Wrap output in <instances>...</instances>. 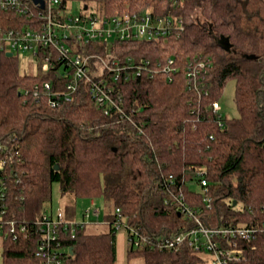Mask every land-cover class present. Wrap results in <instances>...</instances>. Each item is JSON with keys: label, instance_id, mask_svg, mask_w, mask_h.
<instances>
[{"label": "trees", "instance_id": "1", "mask_svg": "<svg viewBox=\"0 0 264 264\" xmlns=\"http://www.w3.org/2000/svg\"><path fill=\"white\" fill-rule=\"evenodd\" d=\"M36 9L20 14L0 8V34L34 29ZM147 10L177 17L183 30L152 42H94L77 49L152 66L174 60L172 81L162 73L109 81L123 98L126 117L114 108L106 115L86 83L71 101L52 108L35 87L50 82L61 90L64 77L43 73L38 60L39 73L24 74L16 53L0 55L2 264H43L36 255L38 222L52 214L46 206L54 183L62 196L102 197L109 208L105 232L88 231L98 225L93 217L60 231L69 264H117V235L126 229L116 226L117 209L143 245L128 247V259L144 264H209L206 250L159 246L196 220L209 229L264 227V0H101L103 18ZM231 81L238 116L230 119L214 104ZM236 245L242 254L230 264H264V232Z\"/></svg>", "mask_w": 264, "mask_h": 264}, {"label": "built area", "instance_id": "2", "mask_svg": "<svg viewBox=\"0 0 264 264\" xmlns=\"http://www.w3.org/2000/svg\"><path fill=\"white\" fill-rule=\"evenodd\" d=\"M39 1L36 3L35 0H0V8H13L20 14H28L29 7L34 6L38 10L39 17L34 29H11L0 34V55L4 52L13 55L17 52H32L36 60L41 62L43 73L54 71L60 78L64 77L61 90L54 91L50 82H43L41 87H35V95H38L39 90L45 93L47 102L52 108L60 106L62 102L71 101L73 98L70 97L86 83L89 84V92L94 102L105 111L106 115H109L110 110L114 108L121 116L126 117L121 108L123 98L118 95L114 86H110L109 81L120 80L122 76H125L126 80L130 79V76L153 78L161 73L172 81L176 72L173 59L165 65L152 66L149 60L134 62L132 59L125 61L113 59L110 55L107 57L96 54L83 55L77 53V49L92 45L94 42L106 44L133 40L152 42L169 37L183 30L181 20L177 17L155 16L153 10L106 18L89 11L72 15L66 6L62 7L63 0ZM180 1L182 0H173V3ZM55 59L60 62L58 68L55 66ZM93 71L98 72L96 79ZM214 109L219 111V104H214ZM202 185L205 186L206 183L202 181ZM3 189L1 184L0 198L3 197ZM91 204L95 206V201L92 200ZM184 209L192 214L188 208L184 207ZM116 215L118 217L116 226L126 228L128 247L135 249L142 247L141 237L134 228L126 224L120 209L116 210ZM84 216L90 222L92 217L99 219L100 211L95 209L92 214L88 210ZM88 220L69 222L61 210L58 211L57 216L44 215L38 222L42 238L36 252L43 264H69L67 260L69 251L62 246L60 231L67 230L69 226L73 228L87 224ZM96 223L100 222L96 220ZM9 224L11 234H14L15 224L12 222ZM3 230L4 223L0 220L2 237L7 235ZM260 231L264 232V227L209 229L200 220H196L195 227L175 236H167L159 246L172 249L189 245L196 251H208L211 254L210 264H230L238 261L242 254L237 248L236 241L240 239L249 242ZM222 241L231 243L233 241L234 248H223Z\"/></svg>", "mask_w": 264, "mask_h": 264}, {"label": "rangeland", "instance_id": "3", "mask_svg": "<svg viewBox=\"0 0 264 264\" xmlns=\"http://www.w3.org/2000/svg\"><path fill=\"white\" fill-rule=\"evenodd\" d=\"M66 7L70 14L77 15L84 11L85 7H88L89 12H93L101 16V0H66ZM16 56L19 59V67L22 73L27 75H37L39 73V65L32 52H17ZM235 82L231 81L227 84L224 94L222 95L219 106L220 112L226 118H235L238 116V110L235 104ZM95 206H93L92 200L89 198H76L70 195L62 196L60 193L59 183L53 184V198L52 202L48 204L47 210L54 216H57L58 211H62L68 220L81 222L85 218V214L88 210L94 213V210L100 211L101 224L89 226L88 231L90 233H101L107 231L108 227L105 224V216L109 211L104 198L99 197L93 199ZM94 216V215H93ZM89 222V220L87 221ZM90 223V222H89ZM127 231L121 230L117 235V264H144L142 258L128 259V244H127ZM0 242V264H2V248ZM210 264V263H209Z\"/></svg>", "mask_w": 264, "mask_h": 264}, {"label": "water", "instance_id": "4", "mask_svg": "<svg viewBox=\"0 0 264 264\" xmlns=\"http://www.w3.org/2000/svg\"><path fill=\"white\" fill-rule=\"evenodd\" d=\"M35 2H36V3H39L40 1H39V0H35ZM7 55H8V56H10V57H12V56H13V54H12V53H8Z\"/></svg>", "mask_w": 264, "mask_h": 264}, {"label": "crops", "instance_id": "5", "mask_svg": "<svg viewBox=\"0 0 264 264\" xmlns=\"http://www.w3.org/2000/svg\"><path fill=\"white\" fill-rule=\"evenodd\" d=\"M100 218V217H99ZM72 221V220H71ZM100 221V220H99ZM99 224H101V223H99ZM104 225H106V223L104 224Z\"/></svg>", "mask_w": 264, "mask_h": 264}]
</instances>
